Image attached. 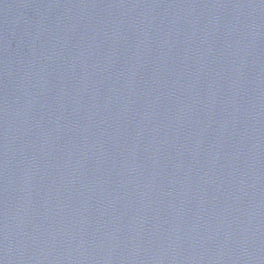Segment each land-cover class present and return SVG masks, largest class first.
I'll return each mask as SVG.
<instances>
[{"label": "water", "instance_id": "water-1", "mask_svg": "<svg viewBox=\"0 0 264 264\" xmlns=\"http://www.w3.org/2000/svg\"><path fill=\"white\" fill-rule=\"evenodd\" d=\"M0 264H264V0H0Z\"/></svg>", "mask_w": 264, "mask_h": 264}]
</instances>
